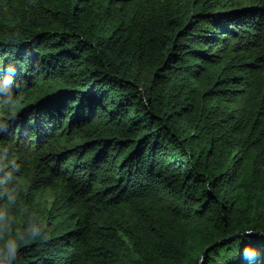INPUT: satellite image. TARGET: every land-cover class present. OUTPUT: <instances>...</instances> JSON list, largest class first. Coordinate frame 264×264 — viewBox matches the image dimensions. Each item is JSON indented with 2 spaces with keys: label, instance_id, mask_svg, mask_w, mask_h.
I'll return each instance as SVG.
<instances>
[{
  "label": "trees",
  "instance_id": "1",
  "mask_svg": "<svg viewBox=\"0 0 264 264\" xmlns=\"http://www.w3.org/2000/svg\"><path fill=\"white\" fill-rule=\"evenodd\" d=\"M0 264H264V0H0Z\"/></svg>",
  "mask_w": 264,
  "mask_h": 264
},
{
  "label": "rangeland",
  "instance_id": "2",
  "mask_svg": "<svg viewBox=\"0 0 264 264\" xmlns=\"http://www.w3.org/2000/svg\"><path fill=\"white\" fill-rule=\"evenodd\" d=\"M49 199H51V197H49Z\"/></svg>",
  "mask_w": 264,
  "mask_h": 264
}]
</instances>
